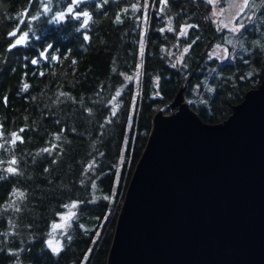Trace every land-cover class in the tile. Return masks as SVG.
I'll use <instances>...</instances> for the list:
<instances>
[{"label":"trees","instance_id":"trees-1","mask_svg":"<svg viewBox=\"0 0 264 264\" xmlns=\"http://www.w3.org/2000/svg\"><path fill=\"white\" fill-rule=\"evenodd\" d=\"M160 1L84 0L77 11L92 19L81 28L82 17L52 22L70 0H0V264H106L156 110L188 80L184 93L190 105L206 122H220L261 82L264 47L247 43L234 50L226 31L215 26L207 0H167L163 12ZM45 4L51 9L47 14ZM25 11L40 17L29 24L21 16ZM18 17L25 20L20 31L31 27L35 36L30 33L28 46L8 51L15 39L8 32ZM165 17L172 31L164 27ZM182 24L194 27L181 36ZM216 43L227 44L233 54L223 60L212 56ZM48 44L53 45L48 59L39 58ZM185 48L189 51L177 62ZM37 58L38 64H31ZM13 132L22 142H5L14 139ZM45 148L50 151L42 152ZM13 158L17 174L5 171ZM71 202H78L76 217L55 255L46 243L48 233Z\"/></svg>","mask_w":264,"mask_h":264},{"label":"water","instance_id":"water-1","mask_svg":"<svg viewBox=\"0 0 264 264\" xmlns=\"http://www.w3.org/2000/svg\"><path fill=\"white\" fill-rule=\"evenodd\" d=\"M158 108L106 264H264V74L227 118Z\"/></svg>","mask_w":264,"mask_h":264},{"label":"snow or ice","instance_id":"snow-or-ice-1","mask_svg":"<svg viewBox=\"0 0 264 264\" xmlns=\"http://www.w3.org/2000/svg\"><path fill=\"white\" fill-rule=\"evenodd\" d=\"M162 2L167 5V0H162ZM48 3H51V0H48ZM84 3V0H70L69 6L67 7L66 11H61L58 14L54 15L52 17V22H56V23H60L65 21L66 16H69L72 19H80L81 17L83 18L82 23H81V28H85L88 26L89 21L92 19V16L90 15L89 12L87 11H77V9L80 7L81 4ZM103 3H108V0H103ZM207 3L212 4L213 0H207ZM261 4L264 5V0H261ZM248 6V0H245V4L244 7ZM253 7H255L256 5L253 3L252 5ZM29 8H31V3L29 4ZM133 8H136V5H133ZM163 10V9H162ZM51 9L47 6V4L44 5L43 8V14H47L48 12H50ZM125 12L127 11V9L124 10ZM215 15V13H213ZM21 16L27 18L28 23L31 24V21L37 20L40 17V13H37L35 15H32L31 17H28L27 11L23 12L21 14ZM119 20V17L117 18ZM249 20H251V17H248ZM19 23L16 26V28L13 31L8 32V36L9 38H15L14 40H10V44H9V48L8 51H11L14 48H17L18 46H28V44L30 43V33L35 36V33L32 31L31 27L28 28L27 31H20V26H22L25 23L24 19H20L18 17ZM188 28L190 27H194L192 25H188ZM224 27H227V25H224ZM245 25L243 23H238L235 27H233L231 29L232 32H240V30L242 28H244ZM79 31V29H77ZM169 31H172V27H171V20L169 21ZM161 31H163V29H161ZM19 33V34H18ZM179 35L184 36L187 35V29H181L179 32ZM37 39H39V37H36ZM84 39L87 41L89 40V37L87 35L84 36ZM228 43H231V40L228 41ZM259 43V42H258ZM217 49H220V45L216 46ZM53 48L52 44H48L47 47L43 50L40 51L39 53V58H43V59H48L49 56V50ZM189 51L188 48L184 49V53H187ZM223 52L225 54V57L228 55V49H223ZM141 56H143V43L141 42ZM39 58L37 59H32L31 60V64L36 65L39 62ZM25 59H27V57H25ZM51 59L52 60H59L60 58L57 57L56 55H51ZM181 60L183 59V56H181L180 58ZM179 62V61H178ZM73 64L76 63V61L72 62ZM173 67H176V65L174 64ZM29 84L28 83H24L23 84V88L22 91H27L29 89ZM121 95L120 91H117L116 96L119 97ZM3 102H7V97L3 98ZM21 132L24 131V129L20 130ZM3 136V132L0 131V137ZM11 136L14 138L11 141H5L6 143H11V144H15L18 140H21V137L13 132L11 133ZM56 139L59 140L60 136L57 135ZM4 148V144H0V149ZM42 152H49L50 149H42ZM39 154V153H38ZM4 161L0 160V164H3ZM9 166L5 169V171L7 173L10 174H17V168L13 167L12 165H16L17 164V160L15 158H13L11 161L8 162ZM4 176L0 175V179H3ZM15 195H17L18 197L23 198L24 197V193L23 192H17L15 193ZM107 198V197H105ZM11 206V205H10ZM68 207V212L66 215L61 216V220L63 221L62 223H53L51 225L52 228V232L48 233L49 235V239L47 240V246L51 249L52 253L55 255H59V253L62 251L63 249V244L61 243V241L59 240H55L54 241V233L60 229H66V228H70L71 227V221L74 217H76V213L74 211H72V209H75L78 207V202H73L70 206H66ZM17 211H19V208L16 209ZM62 234H66V232H62ZM68 240H71V236L67 237Z\"/></svg>","mask_w":264,"mask_h":264},{"label":"rangeland","instance_id":"rangeland-1","mask_svg":"<svg viewBox=\"0 0 264 264\" xmlns=\"http://www.w3.org/2000/svg\"><path fill=\"white\" fill-rule=\"evenodd\" d=\"M253 3L256 5L253 7ZM160 11H164L165 4L160 1ZM245 0H213L211 4V13L210 16L217 27L218 31H226L227 41L231 40V45L234 50H238L241 46H246L247 43L251 45V47H264V5L261 4V0H248V6L244 7ZM163 9V10H162ZM215 13V15L213 14ZM251 17V20L248 19ZM166 25L165 28H169V21L171 20L169 17H165ZM238 23H243L245 25L244 28L240 30V32H232L231 29L235 27ZM188 25L190 24H182L181 29L186 28L188 31ZM227 25V27H224ZM172 27V24H171ZM245 31L246 35H242V31ZM145 29L142 31V37L144 36ZM180 32V31H179ZM247 35H254L251 37H247ZM246 36V37H245ZM245 37V38H244ZM144 42V38H142V43ZM259 42V43H258ZM217 45H220V49H217ZM228 49V55L225 57L223 49ZM210 54L215 56L216 58L223 60L225 58L230 57L233 54V50L227 44L216 43L211 49ZM184 53V49L180 52V55L177 58V62L180 61L182 54ZM140 74V66L138 67L137 72L134 74V81L138 83ZM191 102V100L189 99ZM73 202L69 203L67 206H70ZM75 213L76 208L72 209ZM68 212V207L66 210L60 214V217L54 223H62L61 216L66 215ZM71 223V222H70ZM68 228L60 230L58 229L54 233V241L59 240L62 243V239L64 234L62 232H67ZM50 232H52V228H50ZM49 232V233H50ZM50 237H48L49 239Z\"/></svg>","mask_w":264,"mask_h":264}]
</instances>
